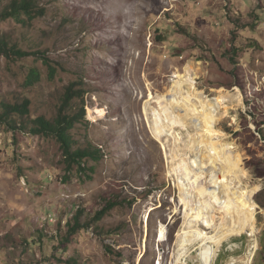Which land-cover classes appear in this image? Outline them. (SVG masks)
I'll return each mask as SVG.
<instances>
[{
	"label": "rangeland",
	"instance_id": "374dc122",
	"mask_svg": "<svg viewBox=\"0 0 264 264\" xmlns=\"http://www.w3.org/2000/svg\"><path fill=\"white\" fill-rule=\"evenodd\" d=\"M35 1L44 15L32 21L0 18V39L29 52L0 55V103L30 102L28 115H12L13 128L0 121V264H201L199 244L178 243V181L145 110L157 105L151 94L168 93L188 69L197 91L226 97L217 128L242 157L243 187L260 186L256 235L214 246L213 264H264V0ZM10 2L0 0V13ZM32 69L41 80L30 86ZM73 82L86 91V115L71 133L77 146L103 154L89 177L67 173L56 138L22 129L55 119ZM81 106L76 98L67 112L80 115ZM177 131V142L164 137L169 147L195 132ZM107 200L118 205L96 221ZM80 211L84 227L71 234ZM212 213L205 237L225 216Z\"/></svg>",
	"mask_w": 264,
	"mask_h": 264
},
{
	"label": "bare ground",
	"instance_id": "6f19581e",
	"mask_svg": "<svg viewBox=\"0 0 264 264\" xmlns=\"http://www.w3.org/2000/svg\"><path fill=\"white\" fill-rule=\"evenodd\" d=\"M175 77L168 93L151 94L149 103L153 101L157 105H150L145 110L153 136L163 145L168 161L172 163L170 175L178 181L184 214L178 243L181 247L199 244L201 264H213L217 258L214 246L220 248L236 236L256 235L258 204L254 195L260 186L243 187L247 173L242 157L235 153L234 143L228 142L226 134L217 128L221 119L219 108L227 101L226 97L219 95L209 99L197 91L190 69L184 76ZM177 128H191L195 132L188 133L183 146L178 142L169 147L164 137L169 133L168 136L177 142L180 139ZM216 210L224 213L223 221L216 227L214 237H205L201 229L211 227L208 217H214L211 214ZM165 232L163 227L159 230V241H165ZM186 252H179V259H184ZM158 264H162L161 260Z\"/></svg>",
	"mask_w": 264,
	"mask_h": 264
},
{
	"label": "trees",
	"instance_id": "16d2710c",
	"mask_svg": "<svg viewBox=\"0 0 264 264\" xmlns=\"http://www.w3.org/2000/svg\"><path fill=\"white\" fill-rule=\"evenodd\" d=\"M44 15V10H40L35 0H11L8 7L0 13V18L8 19L12 18L21 23H27L32 21L36 16ZM5 54L7 57L23 58L29 55V52L23 51L15 44H11L8 40L0 39V55ZM45 57L44 55H42ZM44 63L49 67V78L54 79L57 75V69L50 61L45 57ZM41 80V72L38 69H32L26 84L33 86ZM85 93L83 85L79 82L71 83L64 93L62 105L59 108L58 116L53 120H48L43 116L30 120V124L23 123L22 129H29L31 132L41 134L47 137H54L61 145L65 169L67 173L74 171L81 173L89 177L93 165L91 162H98L103 157L102 150L91 144L85 147L77 146V143L72 135V130L75 128L78 122L85 119L86 115V103ZM80 99L82 106V114H69V109L74 99ZM29 100H26L22 105H12L9 103L1 102L0 108V121L10 124L13 120L12 115L18 114L20 116H26L29 114ZM118 203L116 201L107 200L103 208L97 212L95 217L96 221L101 220L111 209H113ZM70 233H76L78 230L84 227L82 223V212L75 214L68 222Z\"/></svg>",
	"mask_w": 264,
	"mask_h": 264
}]
</instances>
